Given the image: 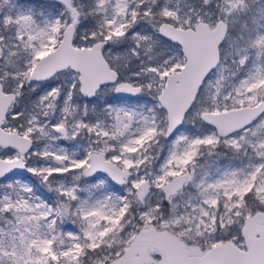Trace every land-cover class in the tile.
Listing matches in <instances>:
<instances>
[{
  "label": "snow or ice",
  "instance_id": "snow-or-ice-1",
  "mask_svg": "<svg viewBox=\"0 0 264 264\" xmlns=\"http://www.w3.org/2000/svg\"><path fill=\"white\" fill-rule=\"evenodd\" d=\"M0 264H264V0H0Z\"/></svg>",
  "mask_w": 264,
  "mask_h": 264
},
{
  "label": "trees",
  "instance_id": "trees-1",
  "mask_svg": "<svg viewBox=\"0 0 264 264\" xmlns=\"http://www.w3.org/2000/svg\"><path fill=\"white\" fill-rule=\"evenodd\" d=\"M37 5H46L52 2V0H34Z\"/></svg>",
  "mask_w": 264,
  "mask_h": 264
},
{
  "label": "rangeland",
  "instance_id": "rangeland-1",
  "mask_svg": "<svg viewBox=\"0 0 264 264\" xmlns=\"http://www.w3.org/2000/svg\"><path fill=\"white\" fill-rule=\"evenodd\" d=\"M22 2L25 3V4H34V5H36V6H40V5H37V4L34 2V0H22Z\"/></svg>",
  "mask_w": 264,
  "mask_h": 264
}]
</instances>
